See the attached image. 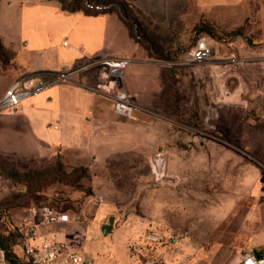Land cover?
<instances>
[{"label":"rangeland","instance_id":"obj_1","mask_svg":"<svg viewBox=\"0 0 264 264\" xmlns=\"http://www.w3.org/2000/svg\"><path fill=\"white\" fill-rule=\"evenodd\" d=\"M75 1L0 0V34L15 38L22 33V4L51 2L63 15L83 13L88 0ZM97 3L108 11L100 15L115 12L120 17L121 7L128 10L126 22L138 25L134 38L170 71L199 38H207L214 50L211 65L186 67L177 80L182 82L176 90L178 123L165 125L160 149L166 153L167 177L156 183L146 169L139 184L127 172L116 180L120 187L109 193L121 201L114 226L121 229L117 239L129 252L127 263L142 264L152 254L157 264H237L254 248L256 232L264 230V0ZM73 4L81 10L63 8ZM10 63L8 53L0 51V96ZM0 158L24 170L10 178L7 163L0 168V247L19 249L17 230L10 225L15 214L48 205L78 218L81 207L94 206L90 173L68 157ZM81 216L100 239L110 242L111 232H100L109 218ZM153 229L163 233V243L146 247L143 236ZM135 239L144 254L133 260L128 245Z\"/></svg>","mask_w":264,"mask_h":264},{"label":"crops","instance_id":"obj_2","mask_svg":"<svg viewBox=\"0 0 264 264\" xmlns=\"http://www.w3.org/2000/svg\"><path fill=\"white\" fill-rule=\"evenodd\" d=\"M50 3L22 4V33L15 38L0 34L1 53L7 52L11 60L0 99L22 75L79 68L101 57H128L131 63L124 84L139 107L137 120L116 115L108 97L81 87L82 83L96 86L101 82L99 71L88 69L76 75L73 83L51 87L27 99L16 113H0V154L35 160L64 156L72 164L84 166L92 177L94 195L90 200L94 206L81 207L78 218L66 212L69 222L39 229L50 230L58 241L72 234L85 235L83 252L88 264H128L126 245L118 241L121 229L114 226L112 239L105 242L99 232L85 225L81 215L91 213L95 221L117 218L115 212L121 201L109 195L120 187L116 180L131 172L140 184L141 172L146 169L152 178L151 156L165 142V125L178 123L176 90L182 84L177 82L183 77L181 71L211 63L197 67L186 64L189 52L186 59L173 63L174 71H170L163 60L151 55L139 37L134 38L115 12L63 15L57 4ZM30 29H35V34H27ZM13 221L20 226L38 222V218L31 209L15 214ZM253 243L254 249H264V230L256 232ZM14 252L22 255L20 247ZM140 257L133 254V260Z\"/></svg>","mask_w":264,"mask_h":264},{"label":"built area","instance_id":"obj_3","mask_svg":"<svg viewBox=\"0 0 264 264\" xmlns=\"http://www.w3.org/2000/svg\"><path fill=\"white\" fill-rule=\"evenodd\" d=\"M98 8L101 9V7ZM213 61L214 50L207 38L202 37L192 47L186 64L197 67ZM130 63L131 59L128 57L109 56L93 59L79 68L19 76L1 97L0 113H16L27 99L37 96L51 87L73 83L74 77L83 71L97 69L101 82L96 86L82 83L81 87L108 97L112 101L113 111L116 115L136 121L139 107L124 84L125 73ZM166 164V153L164 151L156 152L151 160V173L156 183L164 181L167 177ZM32 212L38 218V222L25 223L17 229L18 247H20L22 255L19 256L15 252L9 254L5 249H0V264H84L87 262L83 252L85 235L72 234L69 239L58 241L51 235L50 230L39 229L41 226L69 222L68 213L60 212L48 205L35 207ZM143 238L145 246L151 247L161 245L164 235L161 231L153 229L145 233ZM137 243L138 240L135 239L130 244V249L133 254L135 252L142 256L144 253ZM142 264L157 263L151 254L147 255V259ZM237 264H264V249L258 251L249 248L240 256Z\"/></svg>","mask_w":264,"mask_h":264},{"label":"trees","instance_id":"obj_4","mask_svg":"<svg viewBox=\"0 0 264 264\" xmlns=\"http://www.w3.org/2000/svg\"><path fill=\"white\" fill-rule=\"evenodd\" d=\"M76 2V4L77 3H80V1H78V0H76L75 1ZM86 3V8H85V10H83V12L86 14V15H95V14H98V13H102V12H108L106 9H99L98 8V3H97V0H88V1H86L85 2ZM71 5L70 7H66V6H64L63 8H65V9H67L68 11H70V12H77V11H80L81 10V8L80 7H78L77 5ZM105 8H109V7H107V6H104ZM120 7V6H119ZM120 10L121 11H123V15H121L120 16V18L123 20V22L128 26V28L130 29V31H131V33L133 32V30L135 29V27L136 26H138V25H135L134 26V24H133V26H131V25H129V23L128 22H126V17L128 16L127 15V13H128V10H126V9H124L123 7H121L120 8ZM140 40V39H139ZM1 49H2V47H1V44H0V51H1ZM1 159V158H0ZM5 163H7V162H1L0 161V168L2 167V165H4ZM9 163V162H8ZM5 164L4 165V167H6V169L5 170H10V175H9V177L10 178H14V177H18V176H22V173L20 172L21 170L22 171H24L22 168H20V167H18V166H15L14 164ZM81 167H83V168H85L84 166H81ZM86 169V168H85ZM20 170V171H19ZM30 174H33V173H30ZM29 175V174H28ZM92 197V196H91ZM58 211H60V212H66V211H63V210H58ZM12 218V217H11ZM10 225H11V227H12V229L14 230V231H16L17 230V228L19 227V226H17V225H15V224H13L12 223V220H11V222H10ZM0 249H5L4 247H0ZM9 254H12V253H14V251L12 250V247L11 248H6L5 249Z\"/></svg>","mask_w":264,"mask_h":264},{"label":"water","instance_id":"obj_5","mask_svg":"<svg viewBox=\"0 0 264 264\" xmlns=\"http://www.w3.org/2000/svg\"><path fill=\"white\" fill-rule=\"evenodd\" d=\"M114 222H115V218L110 217L109 223L101 228V232L103 236H107L112 231L114 227ZM84 264H88V262H85Z\"/></svg>","mask_w":264,"mask_h":264}]
</instances>
